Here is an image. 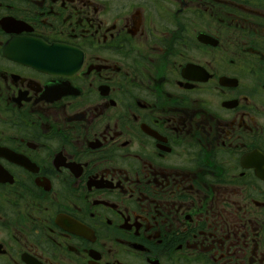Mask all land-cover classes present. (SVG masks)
<instances>
[{"label": "flooded vegetation", "instance_id": "1", "mask_svg": "<svg viewBox=\"0 0 264 264\" xmlns=\"http://www.w3.org/2000/svg\"><path fill=\"white\" fill-rule=\"evenodd\" d=\"M0 264H264V0H0Z\"/></svg>", "mask_w": 264, "mask_h": 264}]
</instances>
